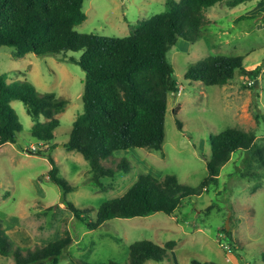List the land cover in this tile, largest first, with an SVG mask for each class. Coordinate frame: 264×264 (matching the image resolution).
<instances>
[{"label":"rangeland","instance_id":"1","mask_svg":"<svg viewBox=\"0 0 264 264\" xmlns=\"http://www.w3.org/2000/svg\"><path fill=\"white\" fill-rule=\"evenodd\" d=\"M166 8V0H85L88 16L76 28L124 37ZM205 13L213 23L204 27V37L194 43L180 37L168 53L179 89L169 94L163 151L136 147L116 152L104 163L117 167L126 157L129 172L119 170L114 177L103 178L107 190L93 186L91 164L83 154L65 146L75 119L84 111L85 70L71 60L79 59L83 52L69 50L58 56L29 52L16 57L15 47H0V73H9V81L28 78L41 92L55 91L69 100L66 109L56 115L61 124L53 154L60 174L75 186L65 196L50 179L52 163L38 153L40 143L32 136L35 122L25 104L14 100L24 129L18 132L17 142L0 147V221L13 249L27 253L70 235L72 242L59 264L110 260L131 264L130 246L136 240L151 239L164 245L175 239L177 247L169 258L145 264H264V172L257 177L243 176L247 167L242 152L223 166L218 185L183 200L171 215L159 211L115 218L92 229L67 204L93 209L89 220H96L101 204L124 194L141 173L158 178L175 174L181 184L198 186L208 175L211 135L228 127L252 132L264 150V0H223ZM211 54L244 55L247 67L263 65V70L252 81L238 72L226 84L208 85L186 77L192 63ZM177 117L183 121L181 130ZM32 144H37L36 150ZM225 225L232 232L227 234V241L236 248L232 252L220 244ZM0 264H16L13 253H0Z\"/></svg>","mask_w":264,"mask_h":264},{"label":"trees","instance_id":"2","mask_svg":"<svg viewBox=\"0 0 264 264\" xmlns=\"http://www.w3.org/2000/svg\"><path fill=\"white\" fill-rule=\"evenodd\" d=\"M220 1L223 0H166V10L141 21L130 35L118 37L80 32L76 28L88 16L85 0H0V47H15L16 57L29 52L53 56L66 55L69 50L83 52L79 59L71 60L85 70L84 111L75 119L65 146L83 154L91 164L93 186L107 190L103 178L114 177L119 170L129 172L126 157L117 167L104 163L116 152L136 147L163 151L169 94L179 89L168 53L180 37L193 43L204 37V27L213 23L205 12ZM244 59L239 54H211L192 63L186 77L208 85L226 84L240 72L252 81L262 72L263 65L247 67ZM9 78V73H0V147L17 142L18 132L24 129L13 105L14 100H21L35 122L32 136L40 143L38 153L52 163L50 179L66 196L75 186L60 174L53 151L58 145L56 129L61 124L56 115L66 109L69 100L55 91L41 92L28 78ZM177 118L181 130L183 121ZM211 146L208 175L198 186L181 184L175 174L158 178L152 173H141L124 194L101 204L96 220H89L93 209L80 208L70 201L67 204L94 229L115 218L147 216L159 211L174 214L183 200L218 185L223 166L238 152L245 154L247 168L243 176L257 177L264 172V150L250 131L228 127L211 135ZM222 231L232 234L226 225ZM71 242L70 235H66L24 253L20 248L13 249V241L0 221V253H13L16 264H59ZM177 243L175 239L164 245L151 239L136 240L130 246V262L163 261L170 257ZM80 264L122 263L110 260Z\"/></svg>","mask_w":264,"mask_h":264},{"label":"built area","instance_id":"3","mask_svg":"<svg viewBox=\"0 0 264 264\" xmlns=\"http://www.w3.org/2000/svg\"><path fill=\"white\" fill-rule=\"evenodd\" d=\"M31 148L36 150L37 144H32ZM227 236L228 235L224 231L220 232V244L227 252H232L233 246L227 241ZM228 260H231V257H228Z\"/></svg>","mask_w":264,"mask_h":264},{"label":"crops","instance_id":"4","mask_svg":"<svg viewBox=\"0 0 264 264\" xmlns=\"http://www.w3.org/2000/svg\"><path fill=\"white\" fill-rule=\"evenodd\" d=\"M177 247V246H176ZM175 251V248L172 250V252H174ZM172 260H173V262H174V258H172ZM172 260H169V262H171L172 263ZM193 264H197V262L196 263H193Z\"/></svg>","mask_w":264,"mask_h":264},{"label":"water","instance_id":"5","mask_svg":"<svg viewBox=\"0 0 264 264\" xmlns=\"http://www.w3.org/2000/svg\"><path fill=\"white\" fill-rule=\"evenodd\" d=\"M259 82V80L257 79L256 80V84ZM227 226V229L229 230L230 226L229 225H226Z\"/></svg>","mask_w":264,"mask_h":264}]
</instances>
